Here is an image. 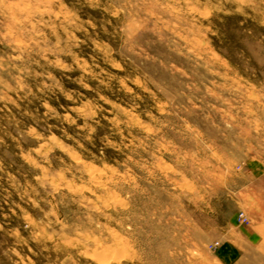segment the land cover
Wrapping results in <instances>:
<instances>
[{
	"label": "rangeland",
	"instance_id": "374dc122",
	"mask_svg": "<svg viewBox=\"0 0 264 264\" xmlns=\"http://www.w3.org/2000/svg\"><path fill=\"white\" fill-rule=\"evenodd\" d=\"M0 264H264V0H0Z\"/></svg>",
	"mask_w": 264,
	"mask_h": 264
}]
</instances>
